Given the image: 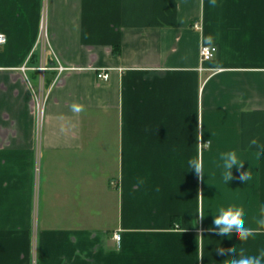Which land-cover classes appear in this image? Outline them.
<instances>
[{"label": "crops", "instance_id": "1", "mask_svg": "<svg viewBox=\"0 0 264 264\" xmlns=\"http://www.w3.org/2000/svg\"><path fill=\"white\" fill-rule=\"evenodd\" d=\"M0 34V264H225L218 248L264 249V231H209L220 207L252 228L264 207V0H0ZM230 150L244 164L225 184Z\"/></svg>", "mask_w": 264, "mask_h": 264}, {"label": "clouds", "instance_id": "2", "mask_svg": "<svg viewBox=\"0 0 264 264\" xmlns=\"http://www.w3.org/2000/svg\"><path fill=\"white\" fill-rule=\"evenodd\" d=\"M203 0H201V3ZM211 6L216 5V0H210ZM202 43H206L211 46L215 40V37L211 34L207 37H201ZM79 110V109H77ZM257 141L252 139L250 144L257 145ZM210 146V141L208 142ZM259 156V153H257ZM220 161L222 162L219 166L222 167V180L225 184L233 179L232 169L236 167L238 169L243 168L244 161H242L236 150L226 151L220 154ZM188 169L194 171L199 178L204 176V161L202 152L198 151L196 157L188 160ZM239 179L242 182H248L251 180V173L241 172ZM138 183H144V179L140 178ZM201 198V204L198 208V213L201 219H203V194H199ZM244 209L242 207H237L235 205H230L228 207H220L218 209V214L213 215V227L209 229L210 232H214L216 235L221 237L227 236L231 238L235 236L241 243L247 242L250 238H255L257 235L264 231V207L260 209V216L256 220L258 225L257 228L248 227L244 220ZM203 235L198 237V250L199 259H202L203 254ZM218 255L224 256L226 253L229 254L228 258L225 260V264H264V249H261L257 254L245 255L243 250L237 253V248L232 247L229 249L218 248Z\"/></svg>", "mask_w": 264, "mask_h": 264}, {"label": "built area", "instance_id": "3", "mask_svg": "<svg viewBox=\"0 0 264 264\" xmlns=\"http://www.w3.org/2000/svg\"><path fill=\"white\" fill-rule=\"evenodd\" d=\"M196 28L199 29L198 25H195ZM7 37L4 34H0V47L6 44ZM38 43L41 46L43 50H45L49 45V36H48V28L46 25L45 20H43L41 24L40 34ZM218 52V48L215 46H206L203 45L200 49V59L202 62L209 61L213 59ZM42 70H45V67L41 68ZM64 69L60 67V71H63ZM98 78L106 81L109 79V74L107 70H101L98 73ZM37 112H38V125L42 123L43 120V114H44V99L42 100L41 97H38L37 99ZM116 240H120L121 236L119 234H116Z\"/></svg>", "mask_w": 264, "mask_h": 264}]
</instances>
